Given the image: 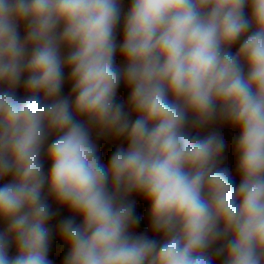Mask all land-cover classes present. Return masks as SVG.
Wrapping results in <instances>:
<instances>
[{"label": "clouds", "instance_id": "obj_1", "mask_svg": "<svg viewBox=\"0 0 264 264\" xmlns=\"http://www.w3.org/2000/svg\"><path fill=\"white\" fill-rule=\"evenodd\" d=\"M93 129L126 147L102 162ZM4 180L0 264H53L49 198L63 264H264V0H0Z\"/></svg>", "mask_w": 264, "mask_h": 264}, {"label": "rangeland", "instance_id": "obj_2", "mask_svg": "<svg viewBox=\"0 0 264 264\" xmlns=\"http://www.w3.org/2000/svg\"><path fill=\"white\" fill-rule=\"evenodd\" d=\"M121 2H122V9L124 12H126L129 7L130 0H121ZM122 25H123V17H121V22L117 26V29H116V38H117L118 43L122 41ZM20 31H21V35H23L24 34L23 26H21ZM238 47H239V44L234 45L231 51L234 53L238 49ZM66 52H67L66 49L62 50L63 54H66ZM116 62L118 65L123 66V61L118 51L116 55ZM68 75H69V72L66 69L64 73L65 80H64V84L61 90V95L64 97L70 96V93H71V84L68 81ZM16 91H17V95L19 96L24 95L22 86L18 88ZM128 95H129V89H127L124 86V84L121 83V85L119 86L117 90L116 99H117V102L125 104L126 110H127ZM132 118L134 119L135 116L133 115ZM209 131H218L224 136L226 147L223 153L221 167L229 168L230 171L232 172L235 182L239 184L240 177L236 172L237 159L233 151L234 149L233 138L238 136L239 134L238 130L231 128L227 124L215 123V124L210 125L206 129L200 130V134L206 135ZM52 139H54V136H50L47 143H50ZM92 139L97 144L98 149H99V155L101 157L102 162L104 163H107L111 154L116 150L117 147L119 146L126 147V143L122 139L114 141L109 137H98L95 129H93L92 131ZM45 147H47V144L45 145ZM49 168H50V164L45 159L44 161L45 173H47ZM5 182H7V180L0 181V185H2ZM129 199L135 202L134 212H135V215L139 219V223L136 226H134V232L136 234H147L149 237L159 239V236L155 235L150 229L149 216H148V211H149L148 203L143 199L142 196L137 195V194H133L132 196L129 197ZM48 202L51 205L52 210L57 213L55 216L52 217V219L49 221V224H48V226L52 229V233H53L52 239L50 242L48 256H49V259L53 262V264H63V260H64L65 255L67 254L68 249L63 244V242L59 239L57 235V229H58L60 221H62L63 219L69 218L72 214L68 211L67 208L59 207L54 202V200H52L51 198H49ZM76 220H77V223L80 222L79 217H77ZM4 227H5L4 222L0 221V231H2ZM14 254H15V249L14 248L10 249V255H14ZM215 264H222V258L217 259L215 261Z\"/></svg>", "mask_w": 264, "mask_h": 264}]
</instances>
